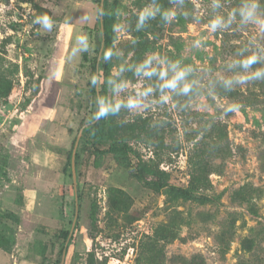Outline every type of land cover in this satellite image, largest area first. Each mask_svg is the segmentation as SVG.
<instances>
[{"label": "rangeland", "instance_id": "1", "mask_svg": "<svg viewBox=\"0 0 264 264\" xmlns=\"http://www.w3.org/2000/svg\"><path fill=\"white\" fill-rule=\"evenodd\" d=\"M219 2L162 0L176 18L157 15L137 31V13L151 0H103L114 46L104 61L100 0H0V264H57L64 249L63 264H264V79L236 83L246 70L234 66L241 53L264 56V35L238 15L210 31L214 16L227 20L242 0ZM41 14L51 31L34 23ZM80 35L90 48L73 53ZM153 52L189 70V92L135 72ZM95 60L106 81L125 69L115 77L128 81L125 91L98 88L109 98L153 91L137 109L107 117L100 133L101 148L125 145L130 160L95 156L81 134L68 235L71 151L96 109ZM232 104L239 108L226 110ZM136 168L163 185L145 183Z\"/></svg>", "mask_w": 264, "mask_h": 264}, {"label": "clouds", "instance_id": "2", "mask_svg": "<svg viewBox=\"0 0 264 264\" xmlns=\"http://www.w3.org/2000/svg\"><path fill=\"white\" fill-rule=\"evenodd\" d=\"M169 2L170 4H174L176 6L183 5V0H169ZM212 6L213 8H220L221 4L219 0H213ZM2 7L3 5H0V9H2ZM259 7V0H242L239 7L231 10L228 14L227 20L224 16L218 14L209 21L208 28L210 31L215 32L218 28L225 27L227 24L232 23L238 15L240 17L241 24H251L258 29L259 34L264 35V15H261L258 11ZM104 15V9L102 7H97V19L102 18ZM157 15H159L160 18L167 23L176 18L177 11L174 7L163 8L157 3V0H151L150 4L140 9L137 13L136 30H141L149 20L156 19ZM85 19H87V17H85ZM34 23L40 24L46 31H51L53 27L51 17L46 14L36 16ZM119 27L123 28L124 25L121 24ZM132 42L136 43L135 40ZM113 47L102 50V59L104 61L110 60L114 55ZM89 48L90 42L88 37L86 35H80L77 37L71 50L75 53L77 51H88ZM153 61H156L160 67L157 68L153 64ZM259 63H264V56H262L258 51L249 52L246 56L241 53L240 59L234 61V66H239L245 69L246 74H241L235 77V82L246 84L249 81L264 79V67L256 68L254 70L252 69L253 65ZM124 70L125 69L122 66H119L115 71H113L111 77L108 78L107 81L102 77V74L93 75L91 77V83L99 88L107 82V84L111 85L113 93L123 92L128 86V81H117L115 77L120 76ZM188 71V69L180 67L177 62L165 63L156 52L146 55L144 60L135 67V72L137 74L142 73L148 77L153 75L158 76L161 81L159 85L161 89H167L174 92L179 88L184 93L191 90L190 84L185 82V77ZM170 72L171 75H169ZM232 83L233 78H227L225 80L226 86H230ZM152 91L153 89L148 87L137 94L128 95L126 98L118 99H111L107 95H98L95 100L96 109L92 118L98 120L109 116H116L122 108L129 111L135 110L141 103L139 97L147 96ZM238 108V104H232L229 105L226 110L236 111Z\"/></svg>", "mask_w": 264, "mask_h": 264}, {"label": "trees", "instance_id": "3", "mask_svg": "<svg viewBox=\"0 0 264 264\" xmlns=\"http://www.w3.org/2000/svg\"><path fill=\"white\" fill-rule=\"evenodd\" d=\"M162 0H158V4L162 6L161 4ZM114 4H116V0H114ZM105 11V10H104ZM110 16L107 11H105V15L102 17V27L103 31L100 33V43L103 45V49H107L111 43H112V37L110 35ZM102 56V53H101ZM98 64V61H94L92 64V75H96V65ZM104 64V68H105ZM92 93L96 95V89L95 86L93 85L92 88ZM99 95H104V91L102 89L98 90ZM107 118L104 119H90L89 122L86 124V127L82 129V135L88 134V138L86 140L87 144H90L93 148L94 154L97 157H100L103 154H110L115 157H121L130 160V150L128 149L127 146L122 145V144H109L104 148H101L100 145V133L105 125H107ZM136 176L144 181L147 184L154 185L157 187H161L163 183H160L158 180L155 178H152L149 176L147 171H144L142 168H136ZM60 263V258H58L57 264Z\"/></svg>", "mask_w": 264, "mask_h": 264}, {"label": "water", "instance_id": "4", "mask_svg": "<svg viewBox=\"0 0 264 264\" xmlns=\"http://www.w3.org/2000/svg\"><path fill=\"white\" fill-rule=\"evenodd\" d=\"M103 0H100V7H101V4H102ZM101 22H102V18H100ZM103 29L101 28V33H102ZM102 47L103 45L101 44L100 45V48H99V51H98V57L101 56V53H102ZM95 71H96V74H98V64L96 65V68H95ZM95 89H96V95L98 96V87L95 86ZM82 129L81 128L75 138V141H74V144H73V148H72V151H71V161H70V166H71V172H72V180H73V190H74V204H75V212H74V216H73V219L71 221V224H70V229H69V234L72 232V229L74 227V224H75V221H76V217H77V212H78V195H77V188H76V182H75V156H76V147H77V144H78V140L82 134ZM64 255H65V249L63 250L62 252V255H61V259H60V263L59 264H63V261H64Z\"/></svg>", "mask_w": 264, "mask_h": 264}]
</instances>
